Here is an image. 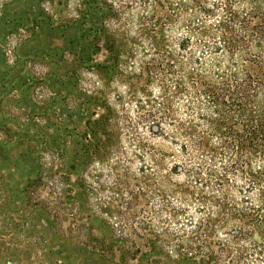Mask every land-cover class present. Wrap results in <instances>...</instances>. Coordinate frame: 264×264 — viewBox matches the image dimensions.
Returning <instances> with one entry per match:
<instances>
[{"label": "trees", "instance_id": "16d2710c", "mask_svg": "<svg viewBox=\"0 0 264 264\" xmlns=\"http://www.w3.org/2000/svg\"><path fill=\"white\" fill-rule=\"evenodd\" d=\"M38 2L37 25L55 14ZM57 14L84 101L53 128L39 115L19 183L85 205L122 261L264 264V0H63Z\"/></svg>", "mask_w": 264, "mask_h": 264}, {"label": "rangeland", "instance_id": "374dc122", "mask_svg": "<svg viewBox=\"0 0 264 264\" xmlns=\"http://www.w3.org/2000/svg\"><path fill=\"white\" fill-rule=\"evenodd\" d=\"M62 2L53 0L54 16L48 20L40 15L37 21H44L38 25L33 21L38 0H10L0 14V264H133L118 258L113 232L93 219L90 209L71 206L72 197L63 198L60 206L53 204L46 189L26 190L19 183L21 172L13 167L18 149L35 136L41 113H46L44 125L53 128L60 114L84 101L69 76L70 45L60 31L50 30ZM68 31L67 37L78 36L76 30ZM105 54L96 50L90 58L101 62ZM61 80L71 83L68 93ZM88 106L92 111L94 106ZM78 126L83 128V121Z\"/></svg>", "mask_w": 264, "mask_h": 264}]
</instances>
